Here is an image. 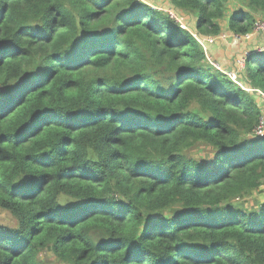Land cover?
I'll return each mask as SVG.
<instances>
[{
    "label": "trees",
    "instance_id": "16d2710c",
    "mask_svg": "<svg viewBox=\"0 0 264 264\" xmlns=\"http://www.w3.org/2000/svg\"><path fill=\"white\" fill-rule=\"evenodd\" d=\"M169 1L221 30L225 0ZM247 59L231 81L138 0H0V264H264V203L233 206L264 184V52Z\"/></svg>",
    "mask_w": 264,
    "mask_h": 264
},
{
    "label": "rangeland",
    "instance_id": "374dc122",
    "mask_svg": "<svg viewBox=\"0 0 264 264\" xmlns=\"http://www.w3.org/2000/svg\"><path fill=\"white\" fill-rule=\"evenodd\" d=\"M140 3L147 5L150 9L152 7L155 10L153 12H158L164 15V11L167 9L175 10L178 13L179 23L182 24L185 30H187L195 41L202 47L204 53L206 54V62L205 65L211 68H214L218 72H223L224 75L229 78L231 81H235L236 73L235 70H231L227 66L232 67L234 65L235 60L228 61L226 60V54L231 46L228 45L230 40H233V46H242L238 48L236 52L235 59L241 58L240 61L244 66V61L248 60V55L252 52L259 53V51L264 50V33L263 32H255L254 26H251L250 32L246 34H237L232 33L227 29L226 22L228 21V17L233 13L236 9H240L243 12L249 14L252 19V24L258 22H264V14L259 11H251L247 8L246 2L244 0H225L223 7L225 8V18L220 19L218 21L221 30L218 34L212 33L213 30L210 28L204 27L202 30H198L196 28L197 17L194 14L189 12H184L174 7L169 0H138ZM152 6V7H151ZM207 29V31L202 32ZM225 32H230L229 35L225 34ZM222 37L225 40L222 42L218 38ZM213 48L214 52H210L209 48ZM263 53V52H260ZM235 53L233 54V56ZM232 56V57H233ZM237 61V60H236ZM213 64V65H212ZM171 76V75H170ZM257 98L258 95H255ZM262 101L260 102L263 105L264 111V97H260ZM264 117V113L262 115ZM261 135L264 137V118H262V127H261ZM255 135V133H254ZM257 136V135H256ZM185 156L188 159H209L211 157V149L206 148L201 145L198 147H193L188 151L184 152ZM264 203V184L261 187L254 191L251 195L240 198L234 201L233 206L239 209H242L246 212L257 211L261 204ZM0 224L7 225L10 227H14L15 220L10 216L9 213L0 210ZM39 264H63L58 259H56L49 251H43L38 255Z\"/></svg>",
    "mask_w": 264,
    "mask_h": 264
},
{
    "label": "built area",
    "instance_id": "2783aa9c",
    "mask_svg": "<svg viewBox=\"0 0 264 264\" xmlns=\"http://www.w3.org/2000/svg\"><path fill=\"white\" fill-rule=\"evenodd\" d=\"M151 7H152V6H151ZM151 9H152V10H155L154 7H152ZM164 14H165L170 20L174 21V22H175L176 24H178L182 29H184V27L182 26V24L179 23L178 14H177L176 11H174V10H172V9H167V10L164 11ZM253 26H254V30H255V32H263V33H264V22H262V23H258V22H256V23H254ZM218 39L221 40V41H224V40H225V38H222V37H219ZM260 52H264V50H263V51H259V53H260ZM212 65H213V64H212ZM262 118H264V117H261V119H260V121H259V124H258L257 128L254 130L255 135H257V136H259V137H262L261 132H260L261 127H262Z\"/></svg>",
    "mask_w": 264,
    "mask_h": 264
},
{
    "label": "crops",
    "instance_id": "0c3cea01",
    "mask_svg": "<svg viewBox=\"0 0 264 264\" xmlns=\"http://www.w3.org/2000/svg\"><path fill=\"white\" fill-rule=\"evenodd\" d=\"M225 34L229 35L230 32H225ZM228 45L231 46L232 48L230 49V51L227 52V54H226V60L231 61V58H232V60H235V62H234V65L232 67H230V66H227V67L230 68L231 70H235L236 73L237 72L242 73L244 66H243L242 62L240 61L241 58L235 59L236 52L238 51V48H240L242 46H233V40H230L229 43H228ZM209 51L210 52H214V49L210 47L209 48ZM234 53H235V55L233 56ZM258 99H260L258 105H261L260 102L262 101V99L260 97H258ZM261 107L263 108V105H261Z\"/></svg>",
    "mask_w": 264,
    "mask_h": 264
}]
</instances>
